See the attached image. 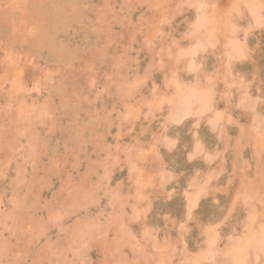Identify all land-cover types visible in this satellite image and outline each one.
Instances as JSON below:
<instances>
[{
  "label": "rangeland",
  "instance_id": "1",
  "mask_svg": "<svg viewBox=\"0 0 264 264\" xmlns=\"http://www.w3.org/2000/svg\"><path fill=\"white\" fill-rule=\"evenodd\" d=\"M195 1L0 0V264H189L210 223L221 243L203 264L226 262L230 234L249 215L235 197L257 154L237 142L252 121L239 99L247 93L264 114V27L243 0ZM201 1L222 28L188 70L182 54ZM231 38L246 54L233 79L221 61ZM199 79L226 113L216 130L206 114L171 121L176 84ZM196 140L205 151L189 159ZM258 157L264 175V149ZM133 165L143 168L138 180ZM196 174L208 190L188 217ZM256 203L264 209V198Z\"/></svg>",
  "mask_w": 264,
  "mask_h": 264
},
{
  "label": "bare ground",
  "instance_id": "2",
  "mask_svg": "<svg viewBox=\"0 0 264 264\" xmlns=\"http://www.w3.org/2000/svg\"><path fill=\"white\" fill-rule=\"evenodd\" d=\"M204 1V0H203ZM234 1V0H233ZM246 5L249 6L250 12L252 14L253 18V26L254 27H259L263 26L264 27V21L262 18V6L260 5L257 0H243ZM194 2H197L194 0ZM209 2V1H207ZM206 2H200L198 5V10L199 12L201 11L202 14L200 15V18L196 20L195 24V30L192 33L194 38H192L190 41V46L185 48L183 51L185 53L182 54L185 55L186 57H191V62H186L187 58L183 60L184 63L187 64L188 70H192L193 68L195 69L196 63L193 61V57L196 54L199 53V51L208 45V43L216 45L217 40L219 39L218 33L221 31L220 25L218 24V19L212 15L211 13L208 12V9L206 8ZM190 4V3H189ZM192 4V3H191ZM190 4V5H191ZM198 4V3H197ZM236 4H240V0H236ZM234 3V9L236 11H239L240 6H236ZM161 5V4H160ZM209 5V4H208ZM217 6V5H216ZM192 7V6H191ZM195 8L197 5L194 6ZM215 7V6H214ZM217 8V7H216ZM194 10V9H193ZM221 10V9H219ZM210 11V10H209ZM240 12V11H239ZM232 13V11L230 12ZM216 15V14H215ZM229 17L227 21L230 20L231 16ZM241 18V17H240ZM196 19V18H195ZM194 20V19H193ZM190 22V20H189ZM188 22V23H189ZM192 22V21H191ZM222 24V23H221ZM235 25V24H234ZM238 28V27H237ZM234 29V28H233ZM232 29V30H233ZM235 31H233L234 33ZM255 34V33H254ZM189 35V34H188ZM201 35L204 37V41L201 40ZM190 37V36H189ZM192 37V36H191ZM184 39V38H183ZM232 39V38H231ZM205 42L207 45H205ZM227 42V41H226ZM225 42V43H226ZM246 45V44H245ZM212 46V48H213ZM226 48L225 52L223 54V58L221 61L223 62V68H225L226 72L223 70V77H229L233 79L234 73L232 72L234 68V62L235 61H242L241 59H244L246 57L245 54V47L239 40L237 39H232L228 40V42L224 45ZM227 46V47H226ZM184 47V46H183ZM186 47V46H185ZM191 47V48H190ZM181 48V47H180ZM216 48V46H215ZM206 49V48H205ZM219 49V48H218ZM221 49V48H220ZM249 50V49H248ZM181 51V50H180ZM207 51V50H206ZM202 52V51H201ZM219 52V51H218ZM203 53V52H202ZM210 53V52H208ZM214 53V51H213ZM220 53V52H219ZM181 54V52H180ZM184 56V58H185ZM204 56V55H202ZM217 56V55H216ZM249 56V55H248ZM178 57H181L179 55ZM206 57V56H205ZM215 57V54H214ZM219 57V56H218ZM197 59L198 57H194ZM217 58V57H216ZM189 59V58H188ZM220 59V58H219ZM254 59V58H253ZM252 59V61H253ZM182 60V59H181ZM190 61V60H189ZM197 61V60H196ZM200 61V60H199ZM202 61V59H201ZM182 62V61H181ZM218 62V61H216ZM198 63V62H197ZM202 63V62H200ZM205 63V62H204ZM219 63V62H218ZM216 63V64H218ZM241 64V63H240ZM255 64V63H253ZM198 65V64H197ZM202 65V64H201ZM183 66V65H182ZM185 67V65H184ZM183 68V67H182ZM205 68V67H204ZM186 69V67H185ZM206 70V69H205ZM217 70V69H216ZM201 71V70H200ZM256 71V69H255ZM258 71V70H257ZM203 72V71H202ZM208 72V71H207ZM217 72V71H216ZM215 72V73H216ZM198 73V72H197ZM211 73V72H210ZM219 73V72H218ZM255 73V72H254ZM259 73V72H258ZM199 74V73H198ZM201 74V73H200ZM207 76V74H205ZM237 75V73H236ZM215 76V75H214ZM217 76V75H216ZM246 76V74H245ZM177 77V76H176ZM219 77V75H218ZM244 77V76H243ZM217 78V77H215ZM228 78V79H229ZM245 78V77H244ZM247 78V77H246ZM194 79V78H193ZM204 79V77H203ZM235 79V78H234ZM238 81L237 83L239 84V87L244 88V91L247 88V83L246 81H242L241 77H237ZM176 80V79H175ZM189 80V79H188ZM224 80V79H223ZM245 80V79H244ZM258 80V79H257ZM183 81V80H182ZM228 80H224L226 83ZM191 82V81H190ZM189 83V81H188ZM211 83V82H210ZM215 83V82H214ZM185 84V82H184ZM183 84V85H184ZM208 84V83H207ZM219 84V83H218ZM190 85V84H189ZM188 85V86H189ZM193 85V84H192ZM211 85V84H210ZM21 86V85H20ZM186 85L182 86L179 83L176 84V98L173 101V109L171 113V121H173L176 124L182 123L186 118L191 117L192 115H205L206 114V119L208 122L212 123V129L216 130L218 129V125L220 121L225 119L224 117L226 116V113L222 112L220 113L217 109H215L210 103L211 99V93L212 89L210 86H203L200 84V79L196 81V84L194 87H188ZM220 86V85H219ZM238 87V88H239ZM227 89V88H226ZM19 90V87H18ZM20 91V90H19ZM143 91V90H142ZM239 92V91H237ZM248 92V91H247ZM246 93V91H245ZM174 94V95H175ZM229 94V93H228ZM244 94V93H243ZM51 96V95H50ZM168 96V95H167ZM228 96V95H227ZM234 96V95H233ZM240 96V95H239ZM216 97V96H214ZM252 97V96H251ZM228 98V97H227ZM214 99V98H213ZM229 99V98H228ZM253 99V98H252ZM260 99H263V96L261 95ZM158 100V99H157ZM227 100V99H226ZM230 100V99H229ZM159 101H161L159 99ZM36 102V101H35ZM228 102V101H227ZM232 102V101H231ZM237 102V101H236ZM239 104L242 105V107L246 108L248 110V114L251 115V125L248 128V130H242L240 131V135L237 139V142H245L247 144H251L256 152V169L254 171L255 176L252 180L248 176H244L241 178L240 186L237 191V196L236 201L237 202H243V206L248 210V217L242 220L243 222V227L242 231L236 235H231L230 243V248L228 250V257L226 262L224 264H260V261L264 259V209H259L256 203V200L264 198V175L262 173L261 169V161L259 160L260 158L258 157L259 154L261 153L262 149H264V114L260 113L258 111L257 103L254 100H251L249 98V95L244 94V96L240 97L239 99ZM166 105V104H165ZM236 105V104H235ZM43 106V105H42ZM237 106V105H236ZM239 106V105H238ZM235 107V106H234ZM35 108L33 107V110ZM243 109V108H242ZM40 110V109H38ZM222 110V109H221ZM220 110V111H221ZM223 111V110H222ZM24 113V112H23ZM207 113L209 115H207ZM247 113V112H246ZM25 114V113H24ZM201 117V116H200ZM229 117V116H228ZM169 118V117H168ZM205 117H201V119H204ZM227 118V116H226ZM201 122V120H200ZM206 123V122H205ZM200 126V124H199ZM220 129V127H219ZM194 131V130H193ZM225 135V134H224ZM155 137V136H154ZM198 137V136H197ZM165 138V137H164ZM199 138V137H198ZM222 138V137H220ZM169 139V138H166ZM175 139V138H174ZM163 140V138H162ZM165 140V139H164ZM163 140V141H164ZM195 140V139H194ZM240 140V141H239ZM167 148L169 150H172L175 147L176 141L172 140L169 141L167 140ZM220 141V140H219ZM231 143V142H230ZM239 144V143H238ZM236 143V145H238ZM204 144L200 142V140H196L195 144L193 145V150L189 154V159H194L197 156H200L204 153L205 148L203 146ZM227 146V145H226ZM234 146V145H233ZM207 147V146H206ZM218 147V146H217ZM232 147V146H231ZM219 148H221L219 146ZM228 148V147H227ZM221 150V149H220ZM208 152V151H207ZM36 153V152H35ZM138 153V152H137ZM30 154V153H29ZM33 156V155H32ZM34 157V156H33ZM31 158V157H30ZM202 158V157H201ZM29 160V157L28 159ZM225 166V165H224ZM133 173L135 172V176L137 177V180L140 179V177L143 175V168L138 169L135 165L132 166ZM108 170V169H107ZM143 171V172H142ZM223 171V170H222ZM208 172V171H207ZM198 173V172H197ZM199 174H196L195 177L191 178L190 180L192 181V184L190 185V189H188L185 192V199H186V208H187V214L188 217L192 216L194 214V210L196 207L200 204L202 198L206 195L207 193V184H200L199 179H198ZM241 177V176H240ZM230 180V179H229ZM232 181V180H231ZM100 183V181H99ZM12 186V185H11ZM99 186V185H98ZM97 186V187H98ZM206 186V187H205ZM101 187V186H100ZM138 194V193H137ZM73 196V195H72ZM78 196V195H77ZM166 196V195H165ZM142 197V196H141ZM233 197V198H234ZM137 198V196H136ZM139 198V197H138ZM142 199V198H141ZM138 201V200H137ZM84 203V202H83ZM86 203V202H85ZM235 203V202H232ZM134 204V203H132ZM139 204V203H138ZM141 204V203H140ZM75 206V204H73ZM71 206L74 208V206ZM77 205V203H76ZM82 205V204H81ZM234 205V204H233ZM87 206V205H86ZM138 206V205H137ZM235 206V205H234ZM70 207V208H71ZM115 207V205H114ZM239 207V206H238ZM241 207V206H240ZM72 208V209H73ZM79 208V207H78ZM134 208V207H133ZM234 208V207H232ZM77 209V208H76ZM136 210V204L135 208ZM138 210V209H137ZM71 211V210H69ZM134 211V210H133ZM120 212V211H119ZM136 212V211H135ZM140 212V211H139ZM75 213V211H74ZM77 213V211H76ZM138 213V212H137ZM186 213V212H185ZM66 214V213H65ZM68 214V213H67ZM71 214V213H70ZM89 214V213H88ZM127 215V214H126ZM66 216V215H65ZM61 217V216H60ZM64 217V216H63ZM113 219V218H112ZM117 220V219H116ZM56 221V220H55ZM89 221V220H88ZM130 224V223H129ZM207 224V223H206ZM237 224V222H236ZM116 225V224H115ZM213 225V226H212ZM98 226V225H97ZM61 227V226H60ZM121 227V226H120ZM127 227V226H126ZM215 228V225L213 223H210L208 226H205L203 228L202 236H204V245L203 249L204 252L199 251L197 255H199L197 258H193L192 256L187 257V259L190 261L188 262L189 264L192 263L193 260H196L192 264H203L205 260H211L214 261L218 252V245L221 240V237L217 234V231ZM39 228V227H38ZM37 228V230H38ZM87 227H85L86 229ZM101 228V227H100ZM130 228V227H129ZM185 228V227H184ZM183 228V229H184ZM118 229V228H117ZM143 229V228H142ZM202 229V228H201ZM41 230V229H40ZM89 230L90 227H89ZM106 230V229H104ZM119 230V229H118ZM144 230V229H143ZM218 230V229H217ZM39 231V230H38ZM42 231V230H41ZM102 231V230H100ZM135 231V230H134ZM184 231V230H183ZM39 233V232H38ZM42 233V232H40ZM126 233V232H125ZM182 232H180L181 234ZM123 234V232H122ZM184 234V233H183ZM44 235V234H43ZM46 235V234H45ZM150 235V234H149ZM185 235V234H184ZM229 236V235H228ZM236 236V237H235ZM122 237V236H121ZM138 237V236H137ZM183 237V236H182ZM123 238V237H122ZM185 237H183L184 240ZM137 239V238H136ZM1 241V240H0ZM87 241V240H86ZM169 242V241H168ZM75 243V242H74ZM221 243V242H220ZM67 246V245H66ZM69 246V245H68ZM74 246V245H72ZM80 246V245H79ZM178 246V245H177ZM4 247V243L2 242L0 244V250ZM51 247V246H50ZM75 247V246H74ZM200 247V246H199ZM227 247V246H226ZM82 248V247H81ZM228 248V247H227ZM12 249V248H11ZM146 249V248H145ZM202 249V248H201ZM66 250V249H65ZM176 250V249H174ZM221 250V249H220ZM8 251V250H7ZM80 251V250H78ZM9 252V251H8ZM28 251H26L27 253ZM147 252V251H146ZM186 252V251H185ZM14 253V252H13ZM19 253V252H18ZM23 253V252H22ZM81 253V252H80ZM176 253V252H175ZM187 253V252H186ZM15 254V253H14ZM17 254V253H16ZM15 254V255H16ZM169 254V253H168ZM189 254V253H188ZM225 254V253H224ZM192 255V254H191ZM12 256V255H11ZM18 256V255H17ZM61 256V255H60ZM183 256V255H182ZM8 257V256H7ZM10 257V256H9ZM21 257V256H20ZM27 257V256H26ZM171 257V256H170ZM181 257V256H180ZM222 257V256H221ZM25 258V256H24ZM172 258V257H171ZM12 259V258H11ZM23 259V258H22ZM26 259V258H25ZM83 259V258H82ZM185 258V260H187ZM13 261V260H12ZM181 261V259L179 260ZM11 262V261H10ZM15 262V261H13ZM187 262V261H186ZM12 263V262H11ZM10 263V264H11ZM56 263V262H55ZM60 263V262H59ZM64 263V262H63ZM70 263V262H69ZM183 263V262H182ZM211 263V262H210ZM214 263V262H213ZM57 264V263H56ZM157 264V263H156Z\"/></svg>",
  "mask_w": 264,
  "mask_h": 264
}]
</instances>
